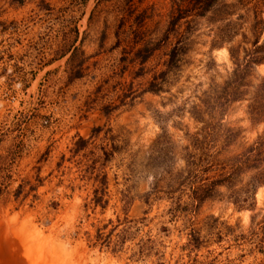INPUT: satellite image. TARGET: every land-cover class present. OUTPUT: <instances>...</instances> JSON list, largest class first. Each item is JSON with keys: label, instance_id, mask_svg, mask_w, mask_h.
Segmentation results:
<instances>
[{"label": "rangeland", "instance_id": "374dc122", "mask_svg": "<svg viewBox=\"0 0 264 264\" xmlns=\"http://www.w3.org/2000/svg\"><path fill=\"white\" fill-rule=\"evenodd\" d=\"M263 25L264 0H0V264H264V64L195 109Z\"/></svg>", "mask_w": 264, "mask_h": 264}, {"label": "trees", "instance_id": "16d2710c", "mask_svg": "<svg viewBox=\"0 0 264 264\" xmlns=\"http://www.w3.org/2000/svg\"><path fill=\"white\" fill-rule=\"evenodd\" d=\"M211 1L214 2L215 0ZM183 15L184 13H181L179 17L183 18ZM260 22L263 24V19H261ZM262 33L263 31H257L255 34H253L255 37L251 41L250 48L246 50L244 57L236 62V66L229 77L222 85L214 86L211 89V94H209L208 97L202 99V103L196 106L195 109L199 114L197 115L198 120L203 121L205 116H207L208 122L211 120L213 124H216L215 116L213 115V113L216 112V109L223 111V108H225L230 102L243 99L246 96L248 91L243 90V88L248 85V73L251 72L256 65L264 64V43H261ZM245 37H247L246 33ZM235 49L238 50L239 47ZM232 55L235 60L239 57V53H236L235 50L233 51ZM250 107L251 112L260 116V118L264 116V77H260L259 83L256 85L253 102L251 103ZM260 139L261 146L262 144L264 146V135H262ZM213 161L214 159L210 161L212 165L215 163ZM243 162H245V160L241 159L237 164L238 168L235 167L233 169L231 166V170L226 174L224 173L225 175L221 176L220 178H217L213 181H208L205 179L202 183H200V185L198 184L196 187H194L195 197L200 196V199H206L212 196L217 185L230 182L232 176L238 173L241 167H244Z\"/></svg>", "mask_w": 264, "mask_h": 264}]
</instances>
